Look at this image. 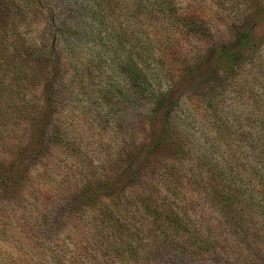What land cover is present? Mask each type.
Returning <instances> with one entry per match:
<instances>
[{
	"label": "rangeland",
	"instance_id": "rangeland-1",
	"mask_svg": "<svg viewBox=\"0 0 264 264\" xmlns=\"http://www.w3.org/2000/svg\"><path fill=\"white\" fill-rule=\"evenodd\" d=\"M176 1L180 9L192 3ZM70 5L65 0H43L40 5L35 0H0V77L4 83L0 91V264H170L177 258L190 264L238 258L264 262V207L249 214L241 210L245 232L232 231L231 236L220 225L217 209L199 197L196 184L161 178L151 167L143 170L145 178L137 179L140 185L135 191L147 197V189H153V202L149 196L143 203L147 206L134 205L133 188L129 187V194L118 174L130 158L147 151L146 142L159 124L157 119L144 121L143 112L150 103L137 101L142 94L134 82L118 84L103 94L100 87L105 77L101 84L99 76L109 73L108 67H95L97 76L82 84L75 81L79 77L70 78L82 66L71 65L63 56L68 49L62 48L59 61L57 52L49 53L54 49L56 24L65 19ZM192 5L202 11L208 30L201 38L177 40L175 29L163 31L167 20L162 19L152 30L179 45L168 52L170 62L155 64L156 75L149 74L154 86H173L172 95L179 98L176 118L197 152L220 163L236 159L240 178L248 187L252 178L248 171L253 165H264V143L256 149L250 141L256 128L253 120L264 119V0H193ZM141 17L130 20L142 27ZM244 27L250 30L253 45L243 49L235 71L210 81L209 53L216 46H237ZM32 48L36 53L29 56ZM125 48L128 56L140 58V53H134L137 48ZM84 56L80 60L91 55ZM188 64L193 68L184 70ZM168 67L171 77H162L161 69ZM44 129L47 133L54 130L48 139L39 137ZM160 144L151 158L154 165L164 167L173 149L168 141ZM112 152L120 156L109 161ZM87 175L92 184H113L112 193L83 196L80 185ZM165 179L170 185L163 186ZM181 186L188 193L179 194L176 203L174 194L165 190L171 187L175 192ZM108 210L130 215L128 225L112 229L105 224ZM165 212H173L172 218L184 224L176 226ZM224 236L227 250H223ZM206 237L216 241L213 245L218 251L210 257L193 253Z\"/></svg>",
	"mask_w": 264,
	"mask_h": 264
},
{
	"label": "trees",
	"instance_id": "trees-1",
	"mask_svg": "<svg viewBox=\"0 0 264 264\" xmlns=\"http://www.w3.org/2000/svg\"><path fill=\"white\" fill-rule=\"evenodd\" d=\"M42 1L35 0L37 5H40ZM65 1L71 3V8L66 7L68 14H65L63 21L56 24V38L52 43L54 49H52L53 53L50 51L49 53L54 54L57 52L58 54H55V56L58 61L59 58L65 56L71 65L80 64L82 67L75 70V74L72 73L70 78L75 79L79 77L75 81L79 79L82 84L90 83L97 76L94 73L95 67L98 69L99 67H108L109 73H100L99 76V79L101 77V84L104 83L102 79L105 77V83L100 87L103 94L111 92L113 87H116L118 84L127 86L134 82L142 94L139 95L137 101L141 104H143L141 101L150 103V106L146 108L147 110H143L144 121L151 123L157 119V123L159 124V128L150 140L146 142L147 151L140 156L134 155L135 158H130L128 165L124 166L118 174L125 181V190L129 189V187L133 188L131 198L135 199L136 203L134 205L140 206L148 201L147 197L149 196L153 202V189H147V197H144V194L139 196L135 191L137 188L135 186L140 185V180L137 179L145 178L143 170L147 171L151 167V171H155V174L161 178H173L185 182L189 186L192 183L196 184L197 186L194 185V187L199 197L204 198L210 205H213L217 209L221 218L220 225L226 227L232 233L231 236L233 235L232 231H235L236 234L241 233V231L245 232L242 226L246 224H242L244 221H240L242 215L240 214L242 213L241 210L249 214L247 211L254 213V211L261 210L264 207V165H253L250 172L248 171L249 175H252L250 186L245 187L243 180L240 178L242 172L236 159L231 160L230 158L227 162L223 159L220 163L213 161L212 158L209 159V155L198 153L197 151L199 150L193 144L192 138L183 131L178 123L179 120L176 118V108L179 98L173 97V86L169 89L154 86L151 75L149 74L150 71L152 75H156V72L153 71L155 64L171 61L168 52L173 47L175 48L179 45L177 41L174 42V39L178 40L181 37L188 41V39L193 37L201 38L203 31L208 30L204 25L202 11L194 8L192 5L193 0L191 5L189 4V6L182 9L178 7L176 0ZM138 15L142 16V27H139L138 23L133 25L132 20H130L138 17ZM55 19L56 17L54 16L52 21L55 22ZM162 19L167 20L163 25L164 32L169 29L172 31L175 29L173 34L175 32L177 33L176 38L172 41H170V38L167 40L163 32H154L152 30L156 25H160ZM144 22H146V27H144ZM140 28L142 29L141 32ZM238 37L239 43L237 46L232 48L216 46L209 53L207 73L209 72V77L213 75V77L209 78L210 81H218L223 78L224 74L235 71L238 68L239 58L243 53V49H248L253 45L251 33L248 28H242ZM135 41H138V44ZM127 45L132 49L137 48V52L134 51V53H140L139 59L135 56H128L125 48ZM140 46L141 48L139 50L138 47ZM62 48L68 49L69 53L67 52V55H63L61 53ZM30 50L32 52L29 56L35 55L36 48ZM87 54L91 56L80 60L81 57ZM126 66H130V69L127 70ZM193 66L188 64L184 70L192 69ZM124 69L127 71V74L124 73L121 75V70L124 71ZM106 73L109 75L108 78L105 76ZM116 73L119 74L117 77H115ZM161 74L162 77H171L172 70L169 67L166 69L162 68ZM1 82H3L2 77H0V91L4 87V83ZM252 127H256L255 129L257 130L253 129L250 135L251 145L256 149L262 148L261 144L264 143V119H254ZM53 131L50 130V133H47L46 129H44L39 137L48 139L47 137ZM229 134L232 135L233 133L230 132ZM165 141H168V146L173 149L172 159L164 167L162 164L157 167L154 165L152 158L155 155V150L160 145H163L160 143ZM118 156H120V153L112 152L109 161ZM48 159L50 157L46 160L48 161ZM135 159L136 161L140 159L141 163L138 165L136 163L134 164ZM45 173L47 174V170ZM90 178L91 176L87 175L85 180L81 181L80 189L83 196L87 192H91V194L98 192L105 194L112 190L111 186L113 184H109L107 181H103L102 184L100 182L92 184L89 182L91 180ZM256 180L258 182H255ZM169 181L166 180L163 186L170 185ZM257 184H261L262 188L258 189ZM46 187L48 186L46 185ZM45 190L48 189L45 188ZM165 191H170L174 194L173 197H175L174 201L176 203H178L177 199L179 194L188 193L185 186L178 187L175 192H173L171 187ZM129 194H131L130 189ZM108 196H111V194H108ZM166 196H168L167 193ZM94 197L96 195L93 197L87 196L85 199H93ZM143 205L147 206L145 204ZM148 206H152V204ZM172 207L177 211V204L174 203ZM173 212H165L164 214L167 215L166 217L169 221L181 227L184 224L183 220L175 217L173 219ZM105 215L107 216L103 221L108 226H111L112 229H119L120 226L128 225L129 218H131L130 215H128V218L126 217L127 213L117 215L112 210H108ZM234 226L237 227V230H235ZM211 236L213 237V235ZM210 238L206 237L200 245L193 249V253L195 252L204 257L208 255L210 257L212 253L218 251L216 245H213V242L216 241H212ZM215 239L218 240L217 237ZM223 239L225 241L223 250H227L229 247L228 239L226 236ZM261 246L264 249V243ZM177 260L179 259L177 258L176 261L173 260L170 264H190L189 261L184 259ZM163 264L168 263L164 262ZM213 264H257V262L255 259L252 263V260L249 261L248 258L247 260L238 258V261L227 260L221 262L217 260ZM261 264H264V262Z\"/></svg>",
	"mask_w": 264,
	"mask_h": 264
}]
</instances>
